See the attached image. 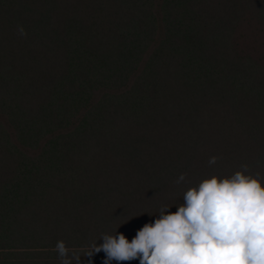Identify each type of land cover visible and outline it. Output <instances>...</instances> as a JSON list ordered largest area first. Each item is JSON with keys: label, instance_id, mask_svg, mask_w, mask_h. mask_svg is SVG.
Returning a JSON list of instances; mask_svg holds the SVG:
<instances>
[{"label": "trees", "instance_id": "16d2710c", "mask_svg": "<svg viewBox=\"0 0 264 264\" xmlns=\"http://www.w3.org/2000/svg\"><path fill=\"white\" fill-rule=\"evenodd\" d=\"M242 165L264 186V0H0V264H103Z\"/></svg>", "mask_w": 264, "mask_h": 264}, {"label": "clouds", "instance_id": "9594fccd", "mask_svg": "<svg viewBox=\"0 0 264 264\" xmlns=\"http://www.w3.org/2000/svg\"><path fill=\"white\" fill-rule=\"evenodd\" d=\"M20 35H25L19 28ZM216 157L209 159L210 164ZM244 171L230 176L211 175L187 187L183 203L160 207L154 218L129 239L116 230L94 242L103 251V264L138 260V264H264V186ZM185 180L181 174L177 183ZM175 212L169 211L172 207ZM61 264H76L63 240L55 245Z\"/></svg>", "mask_w": 264, "mask_h": 264}]
</instances>
